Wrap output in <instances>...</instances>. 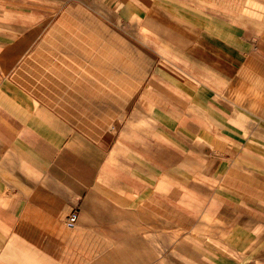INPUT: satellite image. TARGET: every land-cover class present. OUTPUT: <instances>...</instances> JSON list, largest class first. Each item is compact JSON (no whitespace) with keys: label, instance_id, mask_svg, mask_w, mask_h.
Listing matches in <instances>:
<instances>
[{"label":"crops","instance_id":"obj_1","mask_svg":"<svg viewBox=\"0 0 264 264\" xmlns=\"http://www.w3.org/2000/svg\"><path fill=\"white\" fill-rule=\"evenodd\" d=\"M74 1L0 0V264H234L264 242V0H98L131 56L54 104L27 58Z\"/></svg>","mask_w":264,"mask_h":264},{"label":"rangeland","instance_id":"obj_2","mask_svg":"<svg viewBox=\"0 0 264 264\" xmlns=\"http://www.w3.org/2000/svg\"><path fill=\"white\" fill-rule=\"evenodd\" d=\"M110 6L108 2L98 0H75L73 9L75 12L74 15L77 17L59 18L57 22L52 24L53 27L58 26L57 29L54 28L52 30L53 33H51V30L47 27V29L45 28L42 33L37 35V37L41 38L39 41L43 49L32 51L27 58L31 60L33 64L30 68L31 72L28 75V84L32 86L35 91H38L44 99L56 104L62 99H66L65 97H67L73 89L77 90L76 87L80 83L78 80L82 78L83 73H88V67L80 65L81 59L83 58L94 59L98 57L108 58L115 56L128 58L131 56V51L124 45L121 46V44V49L117 51L112 49H98V41H102V43L105 41L103 30L107 29L106 25L110 20V18L105 15H108L107 11L110 9ZM50 24L51 23H48L47 26H50ZM67 30H69L68 33ZM107 36L108 34L106 35V41L109 42L110 39H108ZM75 38L78 40H75ZM79 40L81 42H79ZM60 42L73 43L74 49L68 51L59 49L58 47L60 44L57 46L56 43ZM83 42H86L85 45H89V48L82 49ZM108 42H106L107 45ZM66 58H72L74 65H65L64 59ZM137 58L139 61L142 59L139 55ZM92 68L91 66V69ZM66 75L74 81H66ZM78 116L80 117V115ZM74 117H77V115ZM234 245H237V243L235 242ZM235 255L234 264H264V242H255L247 250L237 252ZM171 264H176L173 259H171ZM186 264L195 263L191 262V260H187Z\"/></svg>","mask_w":264,"mask_h":264},{"label":"built area","instance_id":"obj_3","mask_svg":"<svg viewBox=\"0 0 264 264\" xmlns=\"http://www.w3.org/2000/svg\"><path fill=\"white\" fill-rule=\"evenodd\" d=\"M79 218V213L78 212H73L67 219V225L69 227H74L78 221Z\"/></svg>","mask_w":264,"mask_h":264},{"label":"bare ground","instance_id":"obj_4","mask_svg":"<svg viewBox=\"0 0 264 264\" xmlns=\"http://www.w3.org/2000/svg\"><path fill=\"white\" fill-rule=\"evenodd\" d=\"M76 27V26H75ZM85 32H87V31H85ZM82 35V34H81ZM80 35V36H81ZM85 36H86V34H85ZM90 36H91V34H90ZM73 37H74V34H73ZM77 38H78V36H77ZM77 38H75V40L77 39ZM78 40V39H77ZM91 41H94V40H91ZM79 42H81L80 40H79ZM93 43V42H92Z\"/></svg>","mask_w":264,"mask_h":264}]
</instances>
